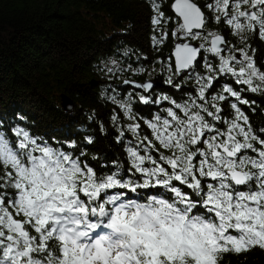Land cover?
Instances as JSON below:
<instances>
[{
	"label": "snow or ice",
	"instance_id": "1",
	"mask_svg": "<svg viewBox=\"0 0 264 264\" xmlns=\"http://www.w3.org/2000/svg\"><path fill=\"white\" fill-rule=\"evenodd\" d=\"M148 7L151 43L174 40L159 63L175 92L124 79L138 91L106 96L123 172L93 166L81 150L91 135L54 146L0 121V264H219L264 250V127L244 110L255 111L248 94L264 96L251 46L264 42V0H171L173 16L163 0ZM101 71L146 69L114 59ZM134 105L156 111L146 118Z\"/></svg>",
	"mask_w": 264,
	"mask_h": 264
},
{
	"label": "trees",
	"instance_id": "2",
	"mask_svg": "<svg viewBox=\"0 0 264 264\" xmlns=\"http://www.w3.org/2000/svg\"><path fill=\"white\" fill-rule=\"evenodd\" d=\"M170 4L171 0H163L162 10L173 16ZM151 16L148 0H0V121L25 127L54 146L79 144L91 135L94 142L81 150L93 166L106 173L107 167L117 170L119 165L123 172L127 156L124 146L116 143L110 121L114 106L106 96L114 94L112 90L121 97L138 91L123 85L124 79L139 82L159 75L161 81L152 94L175 92L164 83L168 74L159 63L167 60L174 40L169 37L160 47L151 43ZM174 28L172 24L166 30ZM208 30L219 29L213 21ZM227 35L230 42L235 39ZM251 46L257 63L264 65V42L257 39ZM129 49L148 60L135 63L136 55L129 60L123 55ZM114 59L123 67L132 63L133 68L146 71L110 78L101 68L111 66ZM65 98L71 107H65ZM247 98L256 102L255 111L244 109L251 124L256 129L264 127V96L248 94ZM5 99L22 104L8 105ZM136 110L147 118L156 107L134 105ZM100 125L111 133L101 132ZM219 264H264V250L225 253Z\"/></svg>",
	"mask_w": 264,
	"mask_h": 264
},
{
	"label": "water",
	"instance_id": "3",
	"mask_svg": "<svg viewBox=\"0 0 264 264\" xmlns=\"http://www.w3.org/2000/svg\"><path fill=\"white\" fill-rule=\"evenodd\" d=\"M193 43H196V42H193ZM147 80H151L154 83V85H155V84H157V83H159L161 81V78H160V75H159V76H155L153 78H147V79H145L143 81H147ZM139 82H142V81H139ZM139 82H137V83H139ZM64 105H65L66 108L71 107V104H70L68 98L64 99Z\"/></svg>",
	"mask_w": 264,
	"mask_h": 264
},
{
	"label": "rangeland",
	"instance_id": "4",
	"mask_svg": "<svg viewBox=\"0 0 264 264\" xmlns=\"http://www.w3.org/2000/svg\"><path fill=\"white\" fill-rule=\"evenodd\" d=\"M1 97H2V95H1ZM3 101H5V103L7 102L6 104H8V105H9L10 103H14V104L17 105V106L20 105V104H22L20 100H19V101H18V100H17V101H11V100H9V99H5V100H3ZM65 102H66V101H65Z\"/></svg>",
	"mask_w": 264,
	"mask_h": 264
}]
</instances>
